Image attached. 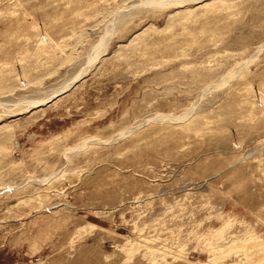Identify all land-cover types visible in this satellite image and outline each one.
I'll return each instance as SVG.
<instances>
[{
  "label": "rangeland",
  "instance_id": "obj_1",
  "mask_svg": "<svg viewBox=\"0 0 264 264\" xmlns=\"http://www.w3.org/2000/svg\"><path fill=\"white\" fill-rule=\"evenodd\" d=\"M0 264H264V0H0Z\"/></svg>",
  "mask_w": 264,
  "mask_h": 264
}]
</instances>
